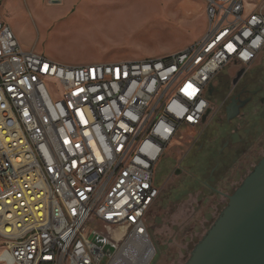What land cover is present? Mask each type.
I'll return each mask as SVG.
<instances>
[{"label": "built area", "instance_id": "1", "mask_svg": "<svg viewBox=\"0 0 264 264\" xmlns=\"http://www.w3.org/2000/svg\"><path fill=\"white\" fill-rule=\"evenodd\" d=\"M206 1L184 50L79 65L26 49L0 10V264H151L157 162L264 49V0Z\"/></svg>", "mask_w": 264, "mask_h": 264}, {"label": "rangeland", "instance_id": "2", "mask_svg": "<svg viewBox=\"0 0 264 264\" xmlns=\"http://www.w3.org/2000/svg\"><path fill=\"white\" fill-rule=\"evenodd\" d=\"M0 2L26 49L70 65L176 53L208 27L206 0ZM241 69L228 66L215 77L203 126L183 128L157 162L160 195L148 214L151 264H186L225 208L227 200L203 183L218 161L210 184L235 191L264 156V49L234 83Z\"/></svg>", "mask_w": 264, "mask_h": 264}, {"label": "water", "instance_id": "3", "mask_svg": "<svg viewBox=\"0 0 264 264\" xmlns=\"http://www.w3.org/2000/svg\"><path fill=\"white\" fill-rule=\"evenodd\" d=\"M244 73L243 68L234 83ZM213 92L211 84L210 95ZM237 106L239 109L240 105ZM227 197V206L186 264H264V156Z\"/></svg>", "mask_w": 264, "mask_h": 264}, {"label": "flooded vegetation", "instance_id": "4", "mask_svg": "<svg viewBox=\"0 0 264 264\" xmlns=\"http://www.w3.org/2000/svg\"><path fill=\"white\" fill-rule=\"evenodd\" d=\"M264 104V97H262V99H261V107L263 108V105ZM233 106H235V104H233ZM233 110V109H232ZM239 112H240V110L238 109V108H236L235 107V110H233V113L234 114H239ZM257 112L259 113V114H261L262 113V111H261V109H257ZM257 115V114H256ZM242 152V151H241ZM240 152V153H241ZM263 157V156H262ZM261 157V158H262ZM261 158H259L258 160H257V162L256 163H258L260 160H261ZM217 165H218V163H217ZM217 165L216 166H214L213 167V171L211 170L210 171V173H209V175L207 176V177H205L204 179H203V183L209 188V189H211V190H213L214 192H216L217 194H219V195H221L222 197H224L226 200H227V204H228V201H229V199H228V197H227V195H229V194H233L235 191H230V190H227L228 188H225V189H223V188H218V187H215V186H213L212 184H210V180L211 179H213L214 177H216V175H215V172H216V170H217ZM255 167V166H254ZM253 167V168H254ZM253 168H252V170H253ZM251 170V171H252ZM181 170L179 169L178 170V172H180ZM198 178V177H197ZM240 186V185H239ZM227 204L225 205V207L227 206ZM222 212V211H221Z\"/></svg>", "mask_w": 264, "mask_h": 264}, {"label": "snow or ice", "instance_id": "5", "mask_svg": "<svg viewBox=\"0 0 264 264\" xmlns=\"http://www.w3.org/2000/svg\"><path fill=\"white\" fill-rule=\"evenodd\" d=\"M229 47H231V46H229ZM189 87H191V85H189ZM195 91V89H193V92Z\"/></svg>", "mask_w": 264, "mask_h": 264}, {"label": "crops", "instance_id": "6", "mask_svg": "<svg viewBox=\"0 0 264 264\" xmlns=\"http://www.w3.org/2000/svg\"><path fill=\"white\" fill-rule=\"evenodd\" d=\"M83 64V63H82ZM85 64H87V63H85Z\"/></svg>", "mask_w": 264, "mask_h": 264}]
</instances>
